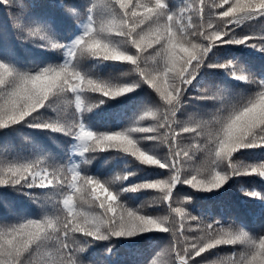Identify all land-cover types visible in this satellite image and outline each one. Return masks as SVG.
<instances>
[{"label": "snow or ice", "instance_id": "snow-or-ice-1", "mask_svg": "<svg viewBox=\"0 0 264 264\" xmlns=\"http://www.w3.org/2000/svg\"><path fill=\"white\" fill-rule=\"evenodd\" d=\"M0 4L10 6V0H0ZM61 5L81 16L63 0L53 7ZM82 7L76 32L63 41L52 18L16 20L23 38L47 52L59 51L60 62L22 68L7 57L0 59V130L21 125L71 137L76 142L75 156L82 161L70 155L68 163L59 166L44 156L0 162V187L11 188L44 209L42 216L0 225V264H113L115 245L89 251L95 242L133 240L154 232L173 236L168 264H201L196 257L219 246L239 248L216 264H264V234L252 235L243 227L225 228L219 220L188 213L187 198L174 201L178 185L218 192L234 177H264V163L234 160L243 149L264 148V77L248 72L236 60H209L214 48L228 45L264 52V33L236 34L237 28L243 32L246 22L264 18V0H187L181 4L87 0ZM85 60L127 62L136 79L101 78L84 70ZM206 67L223 69L232 80L254 85L255 90L232 100L223 88L200 89L197 77ZM141 85H147L158 100L132 124L122 130L99 131L86 122V113ZM193 88L201 91L195 99L219 100L220 107L209 119L182 122L177 116L193 99L188 95ZM69 108L73 109L70 116ZM49 111L55 115L46 116ZM145 119L153 123L145 126L141 123ZM183 134L191 135L187 146L180 143ZM155 143L167 144V153L154 151ZM113 151L140 165L167 169V176L125 185L137 175L135 171L102 179L82 167L97 154ZM145 190L158 192L151 204L166 205L168 214L147 211L148 202L132 207L121 200L126 192ZM241 191L264 201L258 191L243 187ZM193 221L199 234L189 237L185 233Z\"/></svg>", "mask_w": 264, "mask_h": 264}, {"label": "trees", "instance_id": "trees-1", "mask_svg": "<svg viewBox=\"0 0 264 264\" xmlns=\"http://www.w3.org/2000/svg\"><path fill=\"white\" fill-rule=\"evenodd\" d=\"M87 0H63L64 5L75 6V11L81 16L77 17L69 12L68 7L60 5V0H10V6L0 4V59H7L15 62L22 68H33L37 64L44 66L46 63L60 62L61 53L59 51L47 52L42 48H37L29 40L23 38L15 23L18 17L29 20H38L42 17L52 18L55 21L58 37L69 38L71 33L76 32L79 20L82 19L84 8L82 7ZM175 4L187 2V0H172ZM23 5V7H19ZM244 33H264V18H259L246 22L243 32L240 28L236 29L237 35ZM250 41L249 43H252ZM258 43V40L256 41ZM148 52H152L149 48ZM215 53V55H213ZM209 53V60L215 62L220 60H236L248 72L256 76L264 77V52L245 45H228L220 49H213ZM84 70L99 75L104 79H119L131 81L136 79L131 72V65L127 62H105L97 64L95 61L85 60L82 62ZM200 89L223 88L232 100H238L255 90L254 85L234 81L226 74L223 69L204 68L201 70ZM196 82H194L195 85ZM189 100L185 109L178 114V120L188 122L190 119H209L220 107L219 100H197L195 97L201 95V91L190 89ZM90 102L94 99L89 97ZM158 97L148 88L141 85L135 92L129 93L116 100H106L98 108L86 113V122L94 129L122 130L138 119L146 108L152 106ZM72 108L68 109L71 115ZM43 111V110H41ZM55 115L52 112L46 116ZM145 126L153 123L151 119L141 122ZM191 135L183 134L180 138L182 146L191 143ZM153 150L160 155L168 151L167 144L155 143ZM76 142L71 137L63 136L59 133H51L46 130L28 128L17 125L15 129L0 130V162L10 160L35 159L37 156L48 158L49 163L64 165L68 163L71 155L75 161H80L75 156ZM239 159L245 164L264 163V148L243 149L234 155V160ZM82 162V161H80ZM82 167L91 175L100 178H109L122 172L137 173L131 177L125 185L136 183L146 178H166L167 169H159L157 166H143L135 162L131 157L115 151L111 153H99L90 164ZM241 187L247 191H258L264 195V177L257 175L234 177L218 192H201L191 189L187 185H178L174 192V201L186 202V211L201 217L204 220H219L225 228L243 227L252 235L264 234V201L257 200L245 195ZM39 191V190H37ZM158 195L156 190H145L143 192H126L121 196V200L132 207H138L142 203H150ZM147 211L157 215H166L168 210L166 205L151 204ZM44 214V209L29 197L24 196L11 188L0 187V225L5 223H16L24 217H39ZM192 229L186 231V235L193 237L199 233L196 231V222H191ZM186 229L188 224L185 225ZM174 243L171 233H146L143 236L133 238V240H110L95 242L89 251H102L109 245L114 244L113 264H168L170 256L168 250ZM239 246H219L211 250V253H202L196 260L201 264H216L219 258L231 255L232 251Z\"/></svg>", "mask_w": 264, "mask_h": 264}]
</instances>
